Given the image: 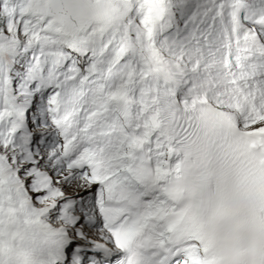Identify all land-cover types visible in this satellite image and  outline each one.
I'll return each mask as SVG.
<instances>
[{"label":"snow or ice","instance_id":"snow-or-ice-1","mask_svg":"<svg viewBox=\"0 0 264 264\" xmlns=\"http://www.w3.org/2000/svg\"><path fill=\"white\" fill-rule=\"evenodd\" d=\"M0 264H264V0H0Z\"/></svg>","mask_w":264,"mask_h":264}]
</instances>
